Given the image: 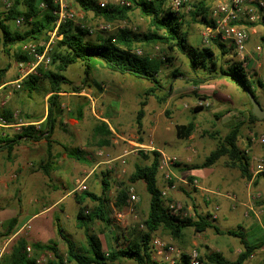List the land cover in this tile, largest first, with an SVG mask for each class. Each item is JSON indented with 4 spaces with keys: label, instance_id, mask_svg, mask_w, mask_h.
Listing matches in <instances>:
<instances>
[{
    "label": "trees",
    "instance_id": "trees-1",
    "mask_svg": "<svg viewBox=\"0 0 264 264\" xmlns=\"http://www.w3.org/2000/svg\"><path fill=\"white\" fill-rule=\"evenodd\" d=\"M73 5H77L84 12H92L97 18L106 23H122L128 22L130 13L133 10H138L144 18L148 19L150 29L147 32H136L129 29L127 26L118 28L114 32L101 33L97 35L93 41L87 40L86 36L91 33L80 27L74 21H67L60 24L56 37L51 43L50 49V68L45 69L43 65L36 68V74H29L22 80V85L32 93L37 88V84L41 79L48 81L46 89L50 95L47 98L48 106L45 114V119L42 121L39 129L34 125L23 126L19 132L12 135H0V152L6 150L8 156L12 149L17 145L20 139L38 141L46 140V157L40 166L41 171L48 175L53 168V154L51 139L54 126L56 124V115L59 114L60 108V92L79 93L85 87H89L88 83L90 72L101 65L112 72L122 75H129L136 79H142L150 83L144 90V99L140 101L139 109L136 111V124L138 129L142 126V117L144 115L143 107L146 105V98L152 96L158 103L166 101L170 95L172 88L166 92L161 84L158 74L164 65L172 64L175 56L173 53L178 51L186 56L188 65L192 71L205 70L209 75L198 78L196 83H201L208 78L227 77L235 80L245 94L244 88H248L255 95V84L264 92V84L260 80L250 79L248 74V63L240 60L224 61L226 54L234 52L233 47H226L219 40H213L208 46L193 47L188 43V32L184 28L185 18L184 13H189L192 19H199L202 25L209 24L208 18L209 6L206 5L208 0H194L190 2L193 9L189 12H184L179 15L163 8L162 0H133V4L129 7H96L89 0H71ZM44 2L46 7L39 8V3ZM23 6L22 10H18L19 5ZM54 8L53 0H14L11 11L0 18V54L2 52L9 54L12 44L23 42H40L47 41L48 33L55 26V16L52 13ZM22 15L27 28L18 32L12 30L5 21L12 19L15 15ZM260 21H263L261 19ZM259 21V22H260ZM249 25H255L248 23ZM60 36V38H59ZM161 45L163 49L162 56H153L148 53L137 54L135 51L138 46L144 45ZM213 46L219 50L216 53ZM42 48L39 47V51ZM29 57L18 50L14 53L15 61H24ZM74 64L83 66L84 78L81 85H76L73 80L67 77L64 73L67 68ZM8 67L0 64V86L4 83L5 75ZM177 71L173 75H176ZM94 86L100 88V84L93 81ZM161 93V94H160ZM202 96V95H201ZM246 96V94H245ZM205 98L204 96H202ZM248 102V122L253 124L258 119L251 112V104ZM259 101V100H258ZM260 103V102H259ZM202 107L192 108V112L201 111ZM6 119L11 120V113L7 111L0 112ZM73 113H70V116ZM76 119L81 117V112L78 110L74 116ZM219 117V116H216ZM42 118V117H40ZM30 115H26L25 119L29 122L39 120ZM241 123H235L229 130L217 139V144L197 166L207 167L213 165L219 158L225 156L228 158L227 165L237 168L244 178H250L249 171V156L238 145ZM195 123L193 120L187 123L175 125V135L178 139H187L194 131ZM95 133L99 136L98 146L101 148L108 145L110 142L111 131L106 122L101 121L94 127ZM212 138H215L216 132L208 133ZM62 149L67 157L82 160L85 152L80 147H71L62 145ZM151 155V157H150ZM145 158H150V162L145 165H135L134 170L129 176L130 182L142 180L146 191L149 194L148 212L143 220L144 228L139 229L134 227L130 234L131 238L127 240L125 245L117 248L106 247L104 249L99 236L90 231L88 223L95 220L107 224L109 222L106 212L103 207L104 197L96 195L90 191H84L83 195H75V201L78 205L76 212V220L78 225H84V233L86 237V247L79 246L63 228L56 224L57 234L65 245L64 251L58 248L56 242L49 241L47 243L28 242L23 238H18L15 245L12 247L11 258L9 264H37L34 255L40 252H49L50 257L44 264H118L121 260L132 261V264H167L157 262L151 258L150 240L152 234L158 229H162L172 239L179 240L184 234L186 227H192L196 232H202L209 223L203 222L200 219H194L183 215L182 212L173 213L166 207V200L161 197L160 188L157 185V173L159 163L158 151H151L143 155ZM264 177V172L260 173ZM107 185L105 180L102 181ZM105 189H103V194ZM89 197L91 201H97V205L88 209L83 204L82 199ZM127 198V191L120 190L118 193L115 206L120 208ZM17 223V218L10 219L7 223L8 230L4 233L10 235L13 227ZM218 231V229H216ZM228 234H233L241 237L244 251H242L235 260H228L221 253L210 251L203 255H199L200 264H241L249 254L258 247V244H247L240 233L235 231H227ZM30 245L33 253L28 256L26 246ZM175 264H190V255L183 253Z\"/></svg>",
    "mask_w": 264,
    "mask_h": 264
},
{
    "label": "rangeland",
    "instance_id": "rangeland-1",
    "mask_svg": "<svg viewBox=\"0 0 264 264\" xmlns=\"http://www.w3.org/2000/svg\"><path fill=\"white\" fill-rule=\"evenodd\" d=\"M69 2H71L77 13L75 23L85 24L93 29L91 34L86 36L87 40L93 41L96 39V36L101 35V33H110L116 31V28L113 30L100 29L99 25L101 23H104V21L97 18L92 12H84L77 5H73L71 0H69ZM22 9L23 6L20 4L18 6V10ZM184 18V28L188 32L187 39L189 45L193 47L201 46V36L199 34V30L202 26L201 21L198 18L192 19L189 13H184ZM5 23L8 24L12 30H16L18 32L24 31L28 26L25 23L24 18L23 23L20 26H16L12 19L5 21ZM110 24L111 26H113L117 23ZM122 24L136 32H147L150 29L148 19L141 16L138 10H133L130 13L129 21L126 23L122 22ZM44 42L46 41H29L12 44L11 49L9 50V54H6L4 52L0 54L1 66L7 65L8 69L12 71L14 67H18L17 64L19 63L15 61L14 53H16L18 50L23 52L22 46L24 44L30 43L40 47ZM256 44L261 45L262 53L261 56L256 60V62L248 63L247 61L249 66L248 74L250 76L256 73L255 65L257 64V62L261 64L260 68L264 69V41L257 40V43L254 44V47L256 46ZM225 46L228 47L226 44ZM213 49L216 53H219V50H217L215 46H213ZM136 50H140L141 54L148 53L153 56L161 57L163 54L162 46L158 44L154 46H138ZM173 55L175 56V58L172 64L164 65L161 68L158 77L164 87L162 93L169 90V88H172V91H174L175 86H178L177 91H179L180 93L175 97V99H170L172 93L171 91L170 95L163 103H158L152 96L147 97V105L143 107L144 115L142 117V126L140 129H138L137 127L135 118L136 111L140 107L139 103L145 97L144 90L148 86H150V83L145 80L136 79L129 75H122L116 72H112L101 65H97L96 68L93 69L89 74V87H85L81 92L77 94H73L71 92H60V108L62 111H60L59 114L56 115V123H58L56 132L51 139L54 141L53 143L61 146L62 153L63 143H61L60 141H65L66 138L76 140L77 147L85 146L87 148L95 149L96 151L102 150V155H97L95 153L97 155V158L95 160L109 159L112 155H114V153H120L123 147H127L128 150H130V148L133 150L132 153L127 154V156L124 155V158L127 157L126 162L114 163L110 166H107V164H101L97 168L99 175H103L102 179L107 182L108 190L106 191V197L108 200L106 201L107 205L105 207V212L106 216L109 219V222L105 224L95 220L94 222L88 223L87 226L90 231L96 233L101 237L102 242L103 233H108L109 227L113 229L114 243L116 246H122L126 244L127 240L131 238L130 232L134 227L138 226L139 229L144 228L143 220L145 219L146 214L139 212L138 206L140 204L148 205L149 194L146 191L144 182L142 180H137L132 183L129 181V176L134 170L135 165L148 164L151 159L145 158L143 156L149 151L145 152L144 150H137L133 142L139 141L149 143L151 141L153 143V146H159L164 152L167 153H179V150L183 151V147L185 148L187 144H192L195 150L194 154L197 156L196 161L199 162L211 149L215 148L217 139L219 137H222L229 130L230 126L234 124L235 121H240L238 120L241 116L240 113L238 114V112L234 110V104L236 103L235 95L242 97V99L246 101L247 108L249 109L246 97L235 80L227 77H217L208 78L201 83H196V80L198 78H203L209 75L208 72L205 70L192 71L188 65V59L184 54L175 51ZM223 60L235 61L237 60V57L231 50V52L225 55ZM49 63L44 66L45 69L50 68ZM175 70L177 71V74L173 75L175 73ZM64 74L71 80H73L76 85H81V81L84 78L83 66H81L80 64L71 65L67 68ZM93 81L98 82L100 84V88L94 86ZM36 86L37 88L34 89L32 93H28L26 87L24 88L21 83L20 88L13 89L8 94L7 92L10 87L2 86L1 91L4 93L3 99L5 98V96L13 95L14 98L12 102L16 106H20V108L11 113L12 121L17 118L26 120V115L34 116L36 119H38L42 117L43 114H46L48 106L47 98L50 95V93H48L46 90L48 88V81L46 79H41ZM254 89L258 100L262 102V106L264 107V93L262 92V89L256 84L254 86ZM211 90L216 92L215 94H211V96H209L207 93H211ZM220 91L224 93L223 96L221 95ZM18 93L20 97L16 96ZM201 95L208 99L209 106L203 108L199 112L193 113L191 109L194 99L196 96ZM114 101H117V103H115ZM184 104H186L187 106L185 107ZM112 105L115 107H113ZM78 110H80L81 112V117L76 119L74 116L76 115ZM231 110L237 112V114H235V117H237L236 120L231 117ZM2 111L3 109L0 108V112ZM70 113L73 114L70 116ZM14 114L16 115L15 117L13 116ZM101 117H105L106 120L100 119ZM64 120L66 122H64ZM190 120H193V122L195 123L192 137H188L187 139H178L175 135V125L180 123H187ZM101 121H107L114 130V132L112 131V134L110 136V141L112 142V140L114 139L117 140V142L112 143H115L120 147V150L117 149L119 151L116 152V150L110 145H105L101 148L98 146L99 136L95 133L94 127ZM72 124L74 127H77V133L65 135L63 133L64 129L72 128ZM38 126L40 128L41 124ZM257 130L259 132H264V126L260 127ZM248 131L249 130L245 129V127L241 124V136L239 137V139H242L244 135H247ZM213 132H216L215 138H212L208 134ZM8 133H11L12 135L15 133V131L13 129L5 130V134L7 135ZM112 143L111 145H113ZM17 160L19 161V163L22 162L20 152H18ZM52 161V164H54V159H52ZM100 170H102V173L100 172ZM80 172V176L82 175V173H87L86 171ZM99 175L95 174L92 177L91 182L94 183V181H96L98 182V185L101 184V182L98 181ZM80 176L78 178H80ZM156 178L157 183H159V176H157ZM85 183L87 184V182ZM73 187L74 195H76L80 191L77 190L76 182L74 183ZM94 188L95 186H93V189ZM130 188H132V191L138 197V201L135 204V211L129 212L124 218V221L117 220L114 214L116 211H119L122 208H118L117 206H115L118 193L120 190H125L128 192ZM96 193H98L97 190ZM168 201L172 200L168 198ZM66 205L67 213L70 214L71 218H66L65 213L59 210L60 208L62 209L65 206V204L63 203L54 211H51L48 214L47 219L50 220L51 218H53L54 223H58L79 246L86 247L84 225L83 227L78 225L76 220V204L73 201L68 200ZM86 207L90 209L93 206L86 205ZM186 207L187 205L183 204V214L184 211H186ZM126 210H128V207L126 208ZM135 214L136 216L132 218ZM126 220H128L129 222H126ZM126 226L129 228L126 229ZM189 229L190 227H186L184 230L189 231ZM152 236H157L169 242L171 241L185 251H189L193 247V244L191 243L186 244L184 242L185 244H181L174 241V239H168V237L170 236H168L162 229H158L152 234ZM49 239L50 241L57 243L55 237H50ZM103 247L106 248L105 244H103ZM58 248L61 251H64V249H61L60 246H58ZM46 260L47 259H45V262ZM118 264H132V261L121 260L118 262Z\"/></svg>",
    "mask_w": 264,
    "mask_h": 264
},
{
    "label": "crops",
    "instance_id": "crops-1",
    "mask_svg": "<svg viewBox=\"0 0 264 264\" xmlns=\"http://www.w3.org/2000/svg\"><path fill=\"white\" fill-rule=\"evenodd\" d=\"M246 29L248 32L247 48L250 54L248 63H253L256 62L262 53L261 45L256 44L254 47V44L257 43V40L264 41V22L260 21L253 26L247 24ZM257 46L261 47L260 54L256 51ZM256 65V73L249 78L260 80L264 84V69L260 68L261 64L259 62ZM17 79V68L14 67L12 71L8 69L4 83L0 86V108L9 113L14 112L20 106H16L12 102L13 95L5 96L3 99L4 93L1 89L4 84ZM177 89L178 86H175L170 99H175L180 93ZM215 92L211 90V93L207 94L211 96ZM220 93L222 96L224 95L221 91ZM16 96L20 97L19 93ZM114 102L117 103V101ZM235 102L234 110L238 114L240 113L241 116L238 119L240 121H235L234 124L240 122L245 129L249 130L247 135H244L242 139H238L237 143L249 156L250 178L242 177L237 168L229 167L226 164L228 158L225 156L219 158L211 166H197L212 149L199 162L196 161L197 156L195 154L191 156L190 161H186L184 158L187 156V151L184 147L183 151L179 150V153H170L178 156L180 161L172 167L177 187L168 191V198L179 201L184 205L186 204L187 207H192L195 211L193 218L200 219L202 223L207 222L210 225L202 232H196L190 227L189 231L184 230L181 239H174V241L181 244H193L192 248H196L199 255L216 251L228 260H235L244 251L241 237L227 233V231H235L240 233L247 244H258V247L241 264H264V177L260 175L261 172H264V143L259 141V137L264 132L257 130L264 126V120L249 124L246 101L242 97L235 95ZM259 102L262 106V102ZM234 110H231L232 114L230 115L236 120L235 114L237 112ZM44 119L45 114L39 120L31 121V123H36L38 126ZM100 119L106 120L105 117H101ZM64 122L66 121L64 120ZM57 123L54 126L51 138L56 132ZM107 125L111 133L112 131L114 132L108 122ZM71 126L72 128L64 129L63 133L65 135L77 133V127H74L73 124ZM0 135L6 134L1 130ZM7 135H11V133ZM192 135L189 137H192ZM60 142L67 146L77 147V141L73 139L66 138L65 141L61 140ZM112 142H117V140L114 139ZM112 142L110 141L108 145L114 148L116 152L119 151L120 147ZM52 144L54 164L48 175L44 174L40 168L42 161L46 157L45 139L32 141L23 138L14 146L9 156L6 150L0 152V264L12 262V258L10 257L12 247L18 238H23L28 242L47 243L50 241V237H55L57 245L61 249H65L63 241L57 234L54 219L48 220V214L64 203L65 206L59 210L65 213L66 218L70 217V214L67 213L66 205L68 200L76 204L77 212L78 205L75 201L73 185L80 176V171L87 172L85 181L87 184L85 183L86 190L79 191L77 194L81 196L84 191H90L96 195L103 196L105 200L102 204L105 210L106 201L108 200L106 197L108 187L102 184L103 175H99L97 168L101 164L110 166L114 163H120V160L117 158L122 156L125 150H128L127 147H123L120 153H114L109 159L95 160L97 158L95 149L79 146L85 152L82 161H79L67 157L64 151L62 153L60 145L53 142ZM154 147L162 150L159 146ZM132 151L128 150L127 154L132 153ZM18 152H20L22 159L21 163L17 160ZM123 159L125 162L127 161V157ZM100 172L102 173V170ZM95 174L99 175L98 181L101 182L99 185L96 181L94 183L91 182ZM157 176H159V183L157 185L159 188L164 187L165 184L161 173L158 172ZM193 180L197 181L196 186L189 184ZM93 186H95L94 189ZM103 189H105L104 194ZM96 190L98 193H96ZM82 202L88 206L97 205V201H91L89 197L83 198ZM121 207L119 211L115 212L114 216L117 220L124 221V218L129 213V208L126 210L128 207L127 202ZM138 209L139 212L147 214L148 205L140 204ZM135 216L136 214L132 218ZM14 217L17 218V223L13 227L11 234L6 236L4 233L8 230L7 223ZM126 222L129 221L126 220ZM128 228L126 226V229ZM108 230V233H103L102 244H105V247H119L114 243L113 229L109 227ZM99 238L102 241L100 236ZM4 239H9L10 242L8 248L3 250L1 246L3 241H5ZM168 239L172 238L168 237ZM27 248L31 249L30 245H27ZM31 256L33 257L32 249ZM34 257L48 259L50 253L40 252L34 255Z\"/></svg>",
    "mask_w": 264,
    "mask_h": 264
},
{
    "label": "built area",
    "instance_id": "built-area-1",
    "mask_svg": "<svg viewBox=\"0 0 264 264\" xmlns=\"http://www.w3.org/2000/svg\"><path fill=\"white\" fill-rule=\"evenodd\" d=\"M96 7L107 8V7H129L133 4V0H89ZM139 1V0H137ZM150 1V0H142ZM194 0H162L163 8L179 15L184 12H189L193 7L190 2ZM14 4V0H0V18L7 15ZM54 8L52 10L55 16V26L51 32L48 33L49 38L46 42L42 43L39 51V47L35 44H24L22 46L23 52L29 57L27 60L19 61L17 64L18 79L10 83L4 84L5 87H10L7 94L13 89H18L21 87L22 80L29 74L36 72V68L39 65L46 66L50 62V45L53 39L56 37V32L60 24H64L67 21H74L76 19L77 13L69 0H53ZM209 6L208 18L210 20L209 24L201 26L200 36L201 43L204 46L211 44L213 40H219L226 44L228 47L232 46L237 60L246 63L249 58V51L247 48L248 42V23H258L261 19L264 20V0H208L205 6ZM46 4L44 2L39 3V8L44 9ZM12 21L16 26H20L23 23V16L18 14L13 16ZM80 27L87 29L90 33L93 31L92 28L85 24L79 23ZM122 23H117L111 26L110 23H101L99 25L100 29L113 30L118 28H123ZM60 38V36H59ZM256 51L261 52V47L257 46ZM137 54H141L140 50L135 51ZM186 107L187 105L184 104ZM209 106V101L207 98L202 96H196L192 105V108L202 107L205 108ZM16 116L15 114L13 115ZM34 125L36 129L39 128L36 123H31L27 120L17 118L15 120H8L0 113V131L13 129L15 132H19L23 126ZM37 126V127H36ZM259 141L264 143V134L259 137ZM137 150L158 151L159 153V163L158 172L164 181V187L160 188L161 197L166 200V207L173 213L182 212L183 204L179 201L172 200L168 201V191L176 189L177 182L175 174L172 167L180 161V158L175 154H170L164 152L163 150L157 149L153 146V143L144 142H133ZM187 151V156L184 158L186 161H190L191 156L194 154V146L192 144H187L185 146ZM130 150H132L130 148ZM97 155H102L103 151L98 150L95 152ZM125 153L118 157L120 163H124ZM261 167V166H259ZM87 178V173H82L80 178L76 180L77 190H86L85 181ZM187 182V181H185ZM188 183V182H187ZM192 186L197 185V181L193 180L189 183ZM129 208V212L135 211V204L138 201L137 195L130 188L127 192V198L125 200ZM187 217H192L195 215V211L192 207H186L184 214ZM143 226V225H141ZM2 243V249H7L10 240L4 239ZM151 246V258L157 262H163L167 264H175L177 260L183 253L190 255V264H200L198 259V251L196 248H191L189 251H185L181 247L175 245L171 241L161 239L157 236H152L150 240ZM28 256H31V249L27 248ZM37 264H44L45 258H35Z\"/></svg>",
    "mask_w": 264,
    "mask_h": 264
},
{
    "label": "water",
    "instance_id": "water-1",
    "mask_svg": "<svg viewBox=\"0 0 264 264\" xmlns=\"http://www.w3.org/2000/svg\"><path fill=\"white\" fill-rule=\"evenodd\" d=\"M245 94L251 104V112L258 118L264 119V107L261 106L259 101L254 97L250 89L244 88Z\"/></svg>",
    "mask_w": 264,
    "mask_h": 264
}]
</instances>
